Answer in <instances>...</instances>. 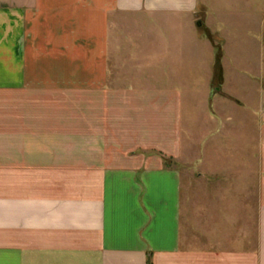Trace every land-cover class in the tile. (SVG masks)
I'll list each match as a JSON object with an SVG mask.
<instances>
[{
    "label": "crops",
    "instance_id": "1",
    "mask_svg": "<svg viewBox=\"0 0 264 264\" xmlns=\"http://www.w3.org/2000/svg\"><path fill=\"white\" fill-rule=\"evenodd\" d=\"M263 107L264 0H0V264H264Z\"/></svg>",
    "mask_w": 264,
    "mask_h": 264
},
{
    "label": "rangeland",
    "instance_id": "2",
    "mask_svg": "<svg viewBox=\"0 0 264 264\" xmlns=\"http://www.w3.org/2000/svg\"><path fill=\"white\" fill-rule=\"evenodd\" d=\"M156 73H157V78H156L155 82H157L158 80L161 81V80L164 79L163 72L159 71V69H158V71ZM146 154L147 155H152V156L155 155V156L161 157L162 159L167 160L166 158H164L163 153L159 152L158 150L149 151ZM168 163L170 164V159H168L166 161V164H168ZM174 164H175V162H174ZM177 167H179L183 172H187L189 174V176H193V177H196L199 174H202V171H203L202 167L197 168V167L192 166V165L183 166V167L177 165Z\"/></svg>",
    "mask_w": 264,
    "mask_h": 264
},
{
    "label": "built area",
    "instance_id": "3",
    "mask_svg": "<svg viewBox=\"0 0 264 264\" xmlns=\"http://www.w3.org/2000/svg\"><path fill=\"white\" fill-rule=\"evenodd\" d=\"M262 114H263V116H264V107H263V111H262Z\"/></svg>",
    "mask_w": 264,
    "mask_h": 264
}]
</instances>
